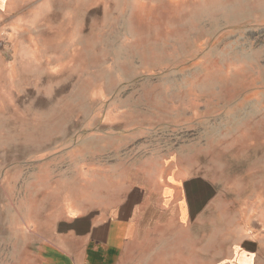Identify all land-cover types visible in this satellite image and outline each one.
Instances as JSON below:
<instances>
[{"label": "rangeland", "instance_id": "rangeland-1", "mask_svg": "<svg viewBox=\"0 0 264 264\" xmlns=\"http://www.w3.org/2000/svg\"><path fill=\"white\" fill-rule=\"evenodd\" d=\"M45 7L34 26H48L54 63H65L42 89L5 100L0 116L12 127L2 149L16 153L3 159L12 176L2 186H16L19 200L47 187L46 169L54 191L90 193L107 163L130 153L209 151L213 172L224 161L233 172L264 163V0Z\"/></svg>", "mask_w": 264, "mask_h": 264}, {"label": "crops", "instance_id": "crops-1", "mask_svg": "<svg viewBox=\"0 0 264 264\" xmlns=\"http://www.w3.org/2000/svg\"><path fill=\"white\" fill-rule=\"evenodd\" d=\"M45 5L0 0V116L5 100L42 89L65 63L62 55L54 63L48 26H34L45 22ZM6 128L0 264H264V163L233 172L224 161L213 172L209 151L130 153L108 162L90 193L54 191L46 169L47 187L19 200L16 186H2L12 176L3 159L16 154L2 149Z\"/></svg>", "mask_w": 264, "mask_h": 264}]
</instances>
